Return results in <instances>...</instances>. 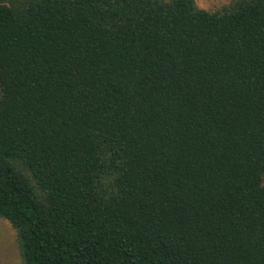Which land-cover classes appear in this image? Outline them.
<instances>
[{"label":"trees","instance_id":"trees-1","mask_svg":"<svg viewBox=\"0 0 264 264\" xmlns=\"http://www.w3.org/2000/svg\"><path fill=\"white\" fill-rule=\"evenodd\" d=\"M0 219L22 264H264V0H0Z\"/></svg>","mask_w":264,"mask_h":264},{"label":"rangeland","instance_id":"rangeland-1","mask_svg":"<svg viewBox=\"0 0 264 264\" xmlns=\"http://www.w3.org/2000/svg\"><path fill=\"white\" fill-rule=\"evenodd\" d=\"M233 0H194L198 9L214 12ZM0 264H22L14 229L0 219Z\"/></svg>","mask_w":264,"mask_h":264}]
</instances>
